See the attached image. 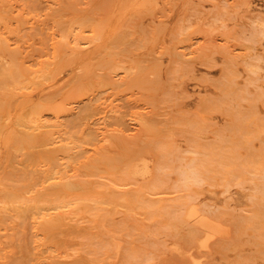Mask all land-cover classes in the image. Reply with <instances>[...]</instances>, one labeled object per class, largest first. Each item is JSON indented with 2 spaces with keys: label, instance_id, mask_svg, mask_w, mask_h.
<instances>
[{
  "label": "rangeland",
  "instance_id": "obj_1",
  "mask_svg": "<svg viewBox=\"0 0 264 264\" xmlns=\"http://www.w3.org/2000/svg\"><path fill=\"white\" fill-rule=\"evenodd\" d=\"M0 15V176L22 172L0 178V264H264V0H0Z\"/></svg>",
  "mask_w": 264,
  "mask_h": 264
},
{
  "label": "bare ground",
  "instance_id": "obj_2",
  "mask_svg": "<svg viewBox=\"0 0 264 264\" xmlns=\"http://www.w3.org/2000/svg\"><path fill=\"white\" fill-rule=\"evenodd\" d=\"M2 1H3V0H2ZM6 1H7V0H6ZM142 1H143V0H142ZM8 2H9V0H8ZM73 2H74V1H73ZM89 2H90V1H89ZM94 2H95V1H94ZM139 2H140V1H139ZM75 3H76V2H75ZM87 4H90V3H87ZM91 5H93V4H91ZM121 5H122V4H121ZM142 5H143V4H142ZM142 5L140 4V6H142ZM144 5H145V4H144ZM144 5H143V6H144ZM4 6H5V5H4ZM88 6H89V5H88ZM137 6L139 7V5H137ZM71 7H72V6H71ZM5 9H6V8H5ZM8 9H9V8H8ZM107 9H108V7L106 8V10H107ZM109 9H110V8H109ZM11 10H12V9H11ZM88 10H89V9H88ZM108 11H109V10H108ZM50 13H51V12H50ZM8 15H9V14H8ZM12 15H13V14H12ZM83 15H84V14H83ZM108 15H109V17H110V14H108ZM111 15H112V14H111ZM3 16H4V15H3ZM14 16H15V15H14ZM94 16H95V15H94ZM98 16H99V15H98ZM1 17H2V16L0 15V19L2 20ZM8 17H9V16H8ZM15 17H16V16H15ZM80 17H81V16H80ZM104 17H105V16H104ZM9 18H10V17H9ZM9 18H8V19H9ZM20 18H21V17H20ZM83 18H84V17H83ZM110 18H111V17H110ZM3 19H4V17H3ZM12 19H13V17H12ZM71 20H72V19H71ZM83 20H84V19H83ZM97 20H98V19H97ZM8 21H9V20H8ZM17 21H18V20H17ZM74 21H75V20H74ZM84 21H85V20H84ZM11 22H12V21H11ZM1 23H2V22H1ZM9 23H10V22H9ZM130 23H131V22H130ZM134 23H135V22H134ZM76 24H77V23H76ZM8 25H9V24H8ZM129 25H130V24H129ZM15 26H16V25H15ZM15 26H14V27H15ZM17 26H18V25H17ZM15 28H16V27H15ZM64 30H65V29H63V31H64ZM93 30L95 31L96 28L93 29ZM63 31H62V32H63ZM96 32H98V31L96 30L95 33H96ZM18 33H19V32H18ZM82 33H83V32H82ZM14 34H15V33H14ZM66 34H67V33H66ZM0 36H1V35H0ZM89 37H90V36H89ZM70 38H71V37H70ZM74 40H75V39H74ZM77 40H78V39H77ZM74 42H76V41H74ZM77 42H78V41H77ZM64 43H65V42H64ZM63 45H65V44H63ZM63 45H62V46H63ZM77 45H78V43H77ZM1 46H2V44H1ZM75 46H76V45H75ZM1 48H2V47H1ZM1 48H0V49H1ZM72 48H74V46H73ZM3 49H6V46H5V48L3 47ZM61 50H63V49L61 48ZM74 50H75V49H74ZM1 51H2V50H1ZM5 52H6V51H4L3 53H5ZM61 52H62V51H61ZM61 52H60V53H61ZM72 52H73V51H72ZM62 53H63V52H62ZM55 54H56V53H55ZM72 54H73V53H72ZM60 55H61V54H60ZM61 56H63V55H61ZM15 63H16V62H14L13 64H14V65H17V64H15ZM14 65H11V64H10V67H11V66L14 67ZM47 66H48V65H47ZM47 66H46V67H47ZM49 66H50V65H49ZM49 66H48V67H49ZM51 66H52V65H51ZM5 67H6V66H4V68H3L4 71H5ZM7 67H8V66H7ZM44 67H45V66H44ZM48 67L45 68V69H48ZM11 68H12V67H11ZM14 68H15V67H14ZM41 68H43V67H41ZM49 68H50V67H49ZM51 68H53V67H51ZM15 69H17V68H15ZM54 69H56V68H54ZM54 69H53V70H54ZM110 69H111V67H110ZM0 70H1V68H0ZM24 70H25V69H24ZM39 70H40V69H39ZM51 70H52V69H51ZM4 71H2V76H0L2 79H4V78H3L4 75L7 76V74H8V73H7V74H4V73H3ZM27 71H28V69H27ZM27 71H26V72H27ZM36 71H37V70H36ZM36 71H35L34 73H36ZM48 71H49V70H48ZM6 72H9V71L6 69ZM6 72H5V73H6ZM13 72H14V74H13ZM18 72H20V70H18ZM23 72H24V71H23ZM32 72H33V71H32ZM32 72H29V73H32ZM39 72H40V71H39ZM43 72L45 73L44 70L42 71V74H43ZM51 72H52V71H50V74L52 75ZM53 72H54V71H53ZM56 72H57V70H56ZM16 73H17V72H16ZM20 73H21V72H20ZM29 73H28V74H29ZM40 73H41V72H40ZM40 73H36V76L39 75L38 77H40ZM10 74H11V73L8 74V75H9L8 77H10ZM22 74H23V73H22ZM42 74H41V75H42ZM50 74H48V72H47V75H46V73H45V75H46L47 77H48V75H50ZM56 74H57V73H56ZM12 75H15V71H12ZM12 75H11V76H12ZM18 75H19V76H18ZM18 75L16 74L17 77L12 76V77H14L13 80H14V79H17V80H14V81H16V82L18 81V79H20V78H18V77H21L20 74H18ZM30 75H35V74H30ZM43 75H44V74H43ZM45 75H44V76H45ZM51 75H50L48 78L51 77V80H53ZM53 75H54V73H53ZM23 76H24V75H23ZM27 76H28V75H27ZM46 76H45V78H46ZM55 76H56V75H55ZM8 77L5 78L6 81L9 80ZM12 77H11V78H12ZM38 77H36V78L34 77V78L36 79V81H38V79H37ZM53 77H54V76H53ZM21 78H22V77H21ZM24 78H25V76H24ZM24 78H23V79H24ZM30 78L33 79V76H31ZM41 79H42V77H41ZM41 79H39V80H41ZM10 80H11V79H10ZM26 80H27V79H25V81L23 80L24 82H23V81H22V82L19 81V83H22V84L25 83V85H26ZM42 80H44V79H42ZM42 80H41V81H42ZM46 80H47V79H46ZM27 81L29 82V79H28ZM33 81H34V80H33ZM33 81H32V82H33ZM48 81L50 82V79H49ZM7 82H8V81H7ZM9 82H10V81H9ZM9 82H8L7 84H9ZM11 82H12L13 84L15 83V82H13L12 80H11ZM11 82H10V83H11ZM28 82H27V84H28ZM30 82H31V81H30ZM43 82H44V81H43ZM49 82H48V84H49ZM36 83H37V82H36ZM50 83H51V82H50ZM17 84H18V83H17ZM22 84H21V85H22ZM29 84H30V83H29ZM31 84H32V83H31ZM38 84H39V81H38ZM38 84H34V85H36V87H37ZM10 85H11V84H10ZM21 85L19 86V89H20V87H23V85H22V86H21ZM34 85H32V86H34ZM52 85H53V84H52ZM30 86H31V85H30ZM32 86H31V87H32ZM38 86H39V85H38ZM40 86H41V85H40ZM50 86H51V85H50ZM17 87H18V85L16 86V88H17ZM24 87H25V86H24ZM24 87H23L22 89H24V90L26 91V88H24ZM4 88H5V87H4ZM14 88H15V87H14ZM2 89H3V88H1V90H0L1 92L3 91ZM8 89H9V88H8ZM22 89H21V90H22ZM29 89H30V87H29ZM13 90H14V89H13ZM17 90H18V89H17ZM71 90H73V88H72ZM6 91H9V90H5V92H6ZM10 91H12V90L10 89ZM18 91H20V90H18ZM25 91H24L23 94H26ZM14 92H16V94L18 93L17 91H13V94H14ZM21 92H23V91H21ZM3 93H4V92H3ZM7 93L9 94V97H10V93H9V92H7ZM7 93H5L4 95L6 96ZM0 94H1V93H0ZM8 94H7V96H8ZM11 94H12V93H11ZM16 94H15V95H16ZM18 94H21V93H18ZM27 95H28V94H27ZM5 96H4V97H5ZM7 96H6V97H7ZM12 96H13V95H12ZM4 97H2V98H4ZM13 97H14V96H13ZM16 97H17V96H15L14 98H16ZM0 98H1V95H0ZM7 98H8V97H7ZM7 98H6V99H7ZM14 98H13V100H14ZM10 100H11V102H13L11 98H10ZM3 101H5V98H4ZM49 101H50V99H49ZM49 101H48V102H49ZM52 101H53V99H52ZM52 101H51V102H52ZM9 102H10V101H9ZM9 102H8V103H9ZM45 102H46V101H45ZM54 102H55V101H54ZM54 102H53V103H54ZM3 103H4V102H3ZM27 103H28V102H27ZM46 103H47V102H46ZM53 103H52V104H53ZM0 104H1V103H0ZM10 104H11V103H10ZM44 104H45V103H44ZM55 104H56V103H54V106H55ZM59 104H60V103H59ZM34 105H35V104H34ZM38 105H39V104H38ZM64 105H66V104H64ZM2 106H3V104H2ZM7 106H8V105H7ZM10 106H11V105H10ZM26 106H27V105H26ZM32 106H33V104H32ZM41 106L43 107V105H41ZM51 106H53V105H51ZM59 106H61V104H60ZM62 106H63V105H62ZM28 107H29V106H28ZM34 107H35V109H36L37 106H34ZM34 107H33V109H34ZM55 107H56V106H55ZM11 108H12V106H11ZM25 108H26V107H25ZM29 108H30V107H29ZM29 108H28V109H29ZM45 108H46V107H45ZM49 108H50V105H49ZM49 108H48V109H49ZM52 108H53V107H52ZM30 109H31V111H28L27 108H26V110H27L28 112H33V111H36V110H37V109H36V110H33L32 108H30ZM38 109H40V108L38 107ZM42 109H43V108H42ZM60 109H61V108H60ZM0 110H1V109H0ZM9 110L11 111V113H10V116H11V114L13 113L12 110H14V109L12 108V109H9ZM24 110H25V109H24ZM24 110H23V114H24V112L26 111V110H25V111H24ZM32 110H33V111H32ZM45 110H47V109H44L43 112H44ZM49 110H51V108H50ZM52 110H53V109H52ZM10 111H9V112H10ZM19 111H20V110H19ZM27 111H26V112H27ZM55 111H56V109H55ZM59 111H61V110H59ZM63 111H64V107H63ZM28 112H27V114H28ZM33 113H35V112H33ZM39 113H42V111H40ZM39 113H38V114H39ZM55 113H56V112H55ZM57 113H58V112H57ZM59 113H60V112H59ZM4 114H5V115H1V114H0L1 117H3V118L6 117L7 114H6L5 112H4ZM38 114H36V116H37ZM25 115H26V113H25ZM41 115H42V114H41ZM23 116H24V115H22V117H23ZM30 116L32 117V115H30ZM38 116H39V115H38ZM22 117H21V118H22ZM24 117H25V116H24ZM24 117H23V118H24ZM27 117H28V116H27ZM19 118H20V117H19ZM21 118H20V120H22ZM40 118H41V117H40ZM27 119L29 120V118H26V120H27ZM34 119H35V118H34ZM6 120H7V119H6ZM6 120L4 121V119H3V120L0 121V123H1L2 121H4L5 124H6V122H7ZM18 120H19V119H18ZM18 120H16V121H18ZM24 120H25V118H24L23 121H21V122H24ZM26 120H25V121H26ZM31 121H32V120H31ZM4 122H3V123H4ZM18 122H20V121H18ZM18 122H16V123H17L18 126H19V123H18ZM21 122H20V123H21ZM26 122H28V121H26ZM35 122H36V119H35ZM40 122H43V119H42V121H40ZM3 123H2V124H3ZM43 123H44V122H43ZM29 124H30V122H29ZM33 124H35V123H33ZM36 124H37V123H36ZM36 124H35V125H36ZM39 124H42V123H39ZM14 125H15V124H14ZM22 125H23V124H22ZM46 125H48V124H46ZM20 126H21V125H20ZM20 126H19V127H20ZM0 127H1V126H0ZM38 127H40V126L38 125ZM41 127H42V125H41ZM6 128H7V126H6ZM42 128H43V127H42ZM45 128H47V127H45ZM4 129H5V127H4ZM12 129H13V128H12ZM16 129H17V127H16ZM20 129H21V128H20ZM1 130H2V129H1ZM23 130H24V129H23V127H22V131H21V132L19 131V132L22 133ZM28 131H29V130H28ZM47 131H48V130H47ZM47 131L45 130V134H46ZM17 132H18V129H17ZM19 132H18V133H19ZM12 133H13V132H12ZM48 133H50V132L48 131ZM48 133H47V134H48ZM14 134H15V133H14ZM22 134H24V132H23ZM47 134H46V135H47ZM51 134H52V133H51ZM51 134H49L47 137H51V136H50ZM0 135H1V134H0ZM24 135H25V134H24ZM18 136H19V135H18ZM22 136H23V135H22ZM25 136H26V135H25ZM19 137H20V136H19ZM13 138H14V137H13ZM14 139H15V138H14ZM21 139H22V138H21ZM6 140H7V139H6ZM15 140H16V139H15ZM47 140H48V139H47ZM49 140H50V139H49ZM49 140H48V141H49ZM19 142H21V141L19 140ZM12 144L16 145L14 142H13ZM20 144H22V143H20ZM45 144H47V141H46ZM5 145H6V144H5ZM18 145H19V144H17V146H18ZM19 146H20V145H19ZM14 148H15V147H14ZM14 148H12V149H14ZM18 148H20V147H18ZM15 149H17V148H15ZM5 152H6V151H5ZM8 153H9V152H8ZM4 157L7 158V153H6V155H5ZM4 157H3V158H4ZM132 159H133V158H132ZM2 160H4V159H2ZM130 160H131V159H130ZM5 161H6V160H5ZM5 161H4V162H5ZM4 162H3V163H4ZM128 162H129V161H128ZM1 163H2V162H1ZM8 163H9V164H8V167H9V166L11 167V165H10V163H11L10 160H9ZM34 163H35V162H34ZM128 164H129V163H128ZM1 166H3V165L1 164ZM6 167H7V166H6ZM145 167H146V166H145ZM0 169H1V168H0ZM8 169H9V168H7L6 171H9V170H11V169H14V166H13V168H10L9 170H8ZM143 169H144V168H143ZM2 170H3V169H2ZM3 171H4V170H3ZM6 171H5V173H6ZM14 171L16 172L17 176H20V175H18V174H19V173H22V172H19L16 168H15ZM10 172H11V171H10ZM17 172H19V173H17ZM184 172H186V171H184ZM184 172H183V173H184ZM7 173H8V172H7ZM7 173H6V174L3 173L5 176L2 175V176H0V178L2 177L1 179H3V178L5 177V179H7L6 176H7V177L10 176V178L13 177V176H11V175H13V174H11L12 172L10 173L11 175H9V174L7 175ZM189 173H190V172H189ZM1 174H2V171H1ZM133 174H134V173H133ZM187 174H188V173H187ZM187 174H186V175H187ZM134 175H136V174H134ZM145 175H146V174H145ZM183 175H184V174H183ZM188 175H189V174H188ZM188 175H187V177H188ZM190 175H191V174H190ZM17 176L13 177V178L16 179V181H17L18 178L21 179V178H20L21 176L18 177V178H17ZM24 176L26 177V175H24ZM22 177H23V175H22ZM25 177H23V179H27V178H25ZM29 177H30V176H29ZM185 177H186V176H185ZM187 177H186V179H188ZM10 178L8 177V179H10ZM13 178H12V180H14ZM189 178H190V177H189ZM8 179H7V181H8ZM12 180H10V181L12 182ZM27 180H28V179H27ZM27 180H26V181H27ZM3 181H6V180H1L0 182H3ZM7 181H6V182H3V185H4L5 183H8V182H9V181H8V182H7ZM14 181H15V180H14ZM16 181H15V182H16ZM21 181H23V180H21ZM24 181H25V180H24ZM24 181H23V183H24ZM11 182H9V183H11ZM15 182H13V184H14ZM17 182H19V181H17ZM17 182H16V183H17ZM7 185H10L11 187L13 186V185H11V184H7ZM5 186H6V184H5ZM14 186H15V185H14ZM7 187H8V186H7ZM23 187H24V186H23ZM64 187H65V186H64ZM64 187H63V188H64ZM66 187H67V186H66ZM66 187L64 188V190H66ZM69 187H70V189H71V186H68L67 189H69ZM12 188H14V187H12ZM72 189L74 190V188H72ZM72 189H71V190H72ZM4 190H5V189H4ZM17 190H18V189H17ZM71 190H70V191H71ZM15 191H16V190H15ZM61 191H62V190H61ZM67 191H68V190H67ZM2 192H3V191H2ZM2 192H1V190H0V193H2ZM5 192H6V191H5ZM22 192H23V191H21L20 193H22ZM25 192H26V191H25ZM25 192H24V193H25ZM6 193H7V192H6ZM9 193H10V191H9ZM11 193H12V192H11ZM59 193H60V192H59ZM61 193L63 194V196H64V194H66V192L64 193L63 191H62ZM7 194H8V193H7ZM25 194H26V193H25ZM25 194H23V195H25ZM28 194H29V193H28ZM28 194H27V195H28ZM67 194H68V193H67ZM72 194H73V193H72ZM84 194H85V193H84ZM4 195H6V194H4ZM8 195H9V194H8ZM21 195H22V194H21ZM23 195H22V196H23ZM27 195H26V196H27ZM48 195H49V194H48ZM52 195H53V194H52ZM69 195H70V194H69ZM86 195H88V194H86ZM1 196H2V195H1ZM1 196H0V197H1ZM6 196H7V195H6ZM12 196H15V195H12ZM17 196H19V194H17ZM22 196H21V197H22ZM26 196H25V197H26ZM61 196H62V195H61ZM61 196H60V194H59V197L62 199L63 196H62V197H61ZM67 196H68V195H67ZM67 196H66V197H67ZM72 196H74V200H75V197L78 198V196H75L74 194L71 195V197H72ZM83 196H85V195H83ZM89 196H90V195H89ZM7 197H8V196H7ZM56 197H58V195H57ZM68 197H70V196H68ZM71 197H70V198H71ZM1 198H2V197H1ZM4 198H5V197H4ZM10 198H11V195H10V197L7 198L8 201H9ZM27 198H28V197H27ZM64 198H65V196H64ZM77 198H76V200H75L76 203H77ZM83 198H85V199H83ZM12 199H14L13 201H16L15 198H12ZM17 199H18V201H19V197H18ZM22 199H23V198H22ZM24 199H26V198H24ZM30 199L33 200L32 197H31ZM30 199H28V200L30 201ZM41 199H42V198H41ZM41 199H40V200H41ZM45 199H46V198H45ZM47 199H48V198H47ZM54 199H55V197H54ZM61 199H60V202H61ZM65 199H66V198H65ZM72 199H73V198H72ZM78 199H80V197H79ZM82 199L86 201L87 197H82ZM82 199H80L79 202H80ZM2 200H3V199H2ZM2 200H1V201H2ZM28 200H26V201L29 202ZM36 200H38V198H37ZM55 200H56V199H55ZM55 200H54V202H55ZM70 200H71V199H70ZM74 200H71V201H74ZM83 200H82V201H83ZM4 201H5V200H4ZM4 201H3V202H4ZM22 201H23V203H24L25 200H22ZM46 201H48V200H46ZM49 201L53 202L52 197H51V200H49ZM56 201H57V200H56ZM63 201H64V199H63ZM63 201H62V202H63ZM66 201H68V199H67ZM66 201H64V202H66ZM58 202H59V201H58ZM58 202H57V203H58ZM83 202H84V201H83ZM4 203H5V202H4ZM7 203H8V202H6V204H7ZM18 203H20V201H19ZM66 203H67V202H66ZM68 203H71V202L68 201ZM68 203H67V205H68ZM80 203L83 205L82 202H80ZM15 204H16V202H15V203H12V205H15ZM61 204H62V203H61ZM61 204L59 203L60 206H62ZM64 204H65V203H64ZM8 205H11V204L8 203ZM59 205L57 204L58 207H59ZM78 205H79V204H78ZM78 205H77V206L75 205V207L77 208ZM85 205H86V204H85ZM65 206H66V205H65ZM7 207H9V206H7ZM7 207H6V209H7ZM10 207H11V206H10ZM10 207H9V208H10ZM13 207H14V206H13ZM15 207H17V206H15ZM71 207H72V206H71ZM83 207H84V206H83ZM86 207L88 208V205H87ZM9 208H8V209H9ZM13 209H15V208H13ZM16 209H17V208H16ZM63 209H64V208H63ZM79 209H81V206H79ZM79 209H77V210H79ZM195 209H196V208H195ZM81 210H82V209H81ZM86 210H88V209H86ZM193 210H194V209H191L190 211L193 212ZM7 211H8V210H7ZM7 211H5V212H7ZM2 213H3V212H2ZM33 213H34V212H33ZM4 214H5V213H3V215H4ZM26 214H27V213H26ZM64 214H65V213H64ZM55 216H56V215H55ZM55 216H54V217H55ZM63 216H64V215H63ZM1 217H3V216L1 215L0 218H1ZM8 217H9V216H8ZM17 217H19V214H17ZM194 217H195V216H194ZM50 218H51V217H49L48 220H51ZM197 218H198V217H197ZM2 219H3V220H0V222H2V221L5 220L4 218H2ZM57 219H59V218H57ZM57 219L54 220V218H53L51 221L54 220V221H53V223H54L55 221H57ZM5 221H6V220H5ZM44 221H45V222H44ZM44 221L42 222L43 225H44V223L46 224V223L48 222L47 220H44ZM46 221H47V222H46ZM58 221H60V220H58ZM6 222H7V221H6ZM49 222H50V221H49ZM49 222H48L47 225H49ZM60 222H62V221H60ZM38 223H39V222H38ZM56 224H57V223H56ZM50 225H51V224H50ZM58 225H59V223H58ZM61 225H62V224H61ZM47 227H48V226H47ZM55 227H56V226H55ZM57 227H58V226H57ZM196 227H197V225H196ZM48 229H50V228L48 227ZM197 230H199V229H197ZM201 231H202V230H201ZM48 233H49V232H48ZM202 233H203V232H202ZM206 234H207V233H206ZM52 236H53V235H52ZM68 242H69V241H68ZM56 243H58V242H56ZM56 243H55V244H56ZM53 244H54V243H53ZM62 244H63V242H62ZM58 245H59V244H58ZM58 245H56V246H58ZM60 246H62L61 243H60ZM60 246H58V248H61Z\"/></svg>",
  "mask_w": 264,
  "mask_h": 264
}]
</instances>
